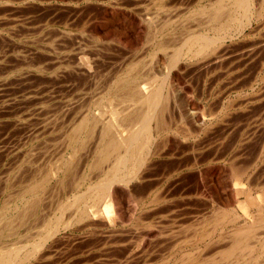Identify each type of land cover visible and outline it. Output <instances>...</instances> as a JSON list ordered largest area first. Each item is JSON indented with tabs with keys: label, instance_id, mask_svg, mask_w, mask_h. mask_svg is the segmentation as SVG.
<instances>
[{
	"label": "rangeland",
	"instance_id": "1",
	"mask_svg": "<svg viewBox=\"0 0 264 264\" xmlns=\"http://www.w3.org/2000/svg\"><path fill=\"white\" fill-rule=\"evenodd\" d=\"M189 1L190 0H182V1L181 0H179V1L178 0H84V1L83 0H47V1L46 0H0V56H1L0 57V91H1L0 92V110H1L0 111V122H1L0 123V175H1L0 176V214L4 211V209H2V208H3V206L6 205V203H7L6 206L9 207L10 210H12L16 205H19V203H21L19 205V207H21L23 204L21 201L22 199H20L19 197L17 198V196H20L19 194H21V192L24 191L23 189H25V187L28 185V183H30V181L33 179V177L35 178L36 176L40 175L41 173L44 174L45 172H48L49 168L51 169L52 166L55 164V161H56V163L58 162L57 159L59 157H60L59 160L62 157L68 158V155L71 153L72 150H71V148H69L68 142L66 143V141H67L66 139H68L67 135H69V132L72 130V127L74 128V126L76 124H78L77 122L80 121L79 120L81 118L80 115L83 116L82 113L87 114L86 112L88 111V108L91 107V105L93 104L94 101H99V100L103 99L104 96H108V95H109L108 99H110L109 97L113 94L114 87H116L117 79L120 78L121 76H123V74H125L129 70L130 65L132 63H136L133 65V66H135L136 69L139 67L138 68L139 70L137 69L138 72L134 71V72H136L137 80H141V81H143L145 79L147 80L149 78H152L155 75L157 76V78L162 79V77L165 76L166 71H167L166 70V64L162 63V61H164L163 57H165L164 54L158 53L157 58L155 60H153L150 57L152 52H153V49H152L153 47H152V44H150V42L148 43V41H150V37H151V34H150L151 28H149V26H151L152 24L154 26L155 25L160 26V25H162L161 23H163V21L165 22L166 19L171 18V20H173L174 23L168 29L170 31L173 29L172 30L173 32L171 33V35L169 34V36H172V40H174L176 42H180L182 40V38L184 39V37H186L189 32H197L199 30L200 31L203 30L204 28H203V26L200 25V23L204 22V19L201 16L196 15V14H197V12L201 11L203 8H209L211 6V4L217 2L218 0H191L190 2ZM256 1L258 3L254 2V8L256 9L257 12H258V10L261 9V16H257L258 17L257 19L255 17V19H253V22L246 29L235 33L233 39L227 41V45L229 46V48L232 49V50L230 49L232 52L230 54L232 56V58H231L232 59L231 64L233 63L232 65L228 64V63L222 64L226 68H223V66L222 67L219 66L221 69L218 68V70L215 71L216 74H215V72H213V74L212 73L211 74L209 73L208 75L205 74L204 75L205 76L204 81H202L203 78L201 79L202 75H201V77L197 76V79H196V77H194L193 80H192V78L185 77L184 79L187 81H184L183 76L178 77V79L180 78L179 87L183 85L182 88H180V89L183 90L181 92L183 93L182 99H184L183 100L184 103L186 102V100H188V98H186L187 96L189 98L192 97L195 99L196 104H198L199 106H202L200 108H203L204 105L205 106L207 105V104H204V102H206V100H204V99H206V96H207V100L209 97L213 98V100L211 102V106H212L213 112L216 113L215 116L206 115V116L201 117V119H203L201 122H202V124L204 123V125L209 124V122H210L209 120H211V118L215 117V120L214 121L212 120L213 122L211 121L213 123V126L211 125L212 128H209V130L208 129L205 130V132L200 134V136H199L202 140L205 138L203 140L205 143L203 141H201V139L199 137H198V139L201 141V143H203L202 147H205L204 153L206 155L203 153V156L204 155L207 156V155H209V153H212L213 150L217 149L216 154L217 155L219 154L218 155L219 156V158H218L219 163L218 164L215 163L217 165L216 168L214 167L215 165H213V166L211 165L212 167H208L207 165H202L201 166L202 168L200 167V169H204V170H201L203 173L201 172L202 174H201V178H200L196 171L192 172V170H190L187 167V163L189 161H191V157H190L191 153L185 147H187V145L190 144L192 141L191 140L188 141L187 144L185 141V143L182 144L181 139L178 136L175 137L172 134V136H171L172 139L170 141L171 143H169V144L173 145V146L168 145V147H170V149L168 148V151L170 150V152H171V150L173 148V151L174 150L176 151V153L174 151V154L177 155V153H178L179 156L174 155L173 161L171 162V160H170L171 163L169 161H166V160L162 161L161 163H158L155 166V167H157V169L154 168L151 171H149L151 173L148 172V175L155 174L154 176L157 178V179H155L154 176H152L150 178L151 181H153L152 183H156L154 185L157 186V184H158L157 187L156 186H154L155 188L152 187V192H153L152 196L155 197L156 194L158 196L160 195L161 197L167 196V202H165L164 204L162 203L163 205L160 204L158 206H153L157 211L154 210V212H152V214H153L152 219L157 223L156 225L159 226L158 228L156 227L157 229H155L153 231V233L155 235L152 232H151V234L146 233L145 235L149 236V237H147L145 239L146 236L142 235V238L139 239L140 240L139 242H144V244L142 243V245H143L144 249L147 248L146 251L151 249L152 251H150V253L154 252V253H152V255L149 254V251H148V253H144V256H143V254L141 255V257H144L145 259L147 258L146 261H145V259L142 260L143 258L139 257L140 255L134 257V259H137L138 261L142 260L141 261L142 264H159V263L160 264H176V262H178L176 259H178V260H179V258L181 259L183 257V255L186 254L185 251L187 252V254H191L194 251L192 254H196L195 255L196 257H199L202 259L205 258L206 264L208 263V261H209L208 264H212L211 261L217 260V258L215 257L216 255L214 256L213 254H217V249L219 251L220 249H222L221 247L223 245H224L223 247L228 245L227 241L226 242L221 241L220 243L222 246L219 245V247L216 248L217 245L212 246V244H211V246H210V243H209L210 240H208V242H207L209 244L208 247L210 246L208 249L206 242L202 243L198 239L194 240L191 238V240H190V238H187V240H185L184 238H182V240L180 239L181 241H178V242H177V240H179V239H173V240L171 239V241L168 240L167 241L168 244L170 241V244L168 246L165 244L163 247H160L162 245H157L158 240L157 241L154 240L156 238L155 236L159 235V233H158L159 228L161 227L162 229H168V230L170 228L173 230L174 228L179 227L181 225V222H182L181 226H183V227L184 226L186 227L188 225L190 226L191 222H188V221H190V219L188 220V218L195 213H198V212L203 213L206 209L205 207L208 206L210 203L216 204L215 206H217V204L219 203V205L217 207L219 209L221 208L222 212L224 210H226L224 213H227V211H229V212H232L231 214L229 212L227 213L230 216L234 215L236 217H239V221L236 223L237 225H241V224L243 225L244 223L247 222L246 220H248V222L250 220L252 221L256 216L259 215V212L264 210V174H263L264 173V107H263L264 106V37H263L264 36V12H263L264 11V4H263L264 0H256ZM184 3L185 4L187 3V4L185 5ZM255 4L257 6L259 4L261 7L258 6V8L259 7L260 8L257 9V6H255ZM174 5H177V6H174ZM180 6L182 8H180ZM183 6H184V8H183ZM199 6H200V9H199ZM175 7H177V8H175ZM174 14H177V15L174 16ZM172 15H173V17H172ZM193 17L198 22H196L194 19H192ZM199 18H201V19H199ZM150 19H151V21H150ZM157 20H158V22H157ZM140 22H142V23H140ZM159 23H160V25H159ZM254 30H255V32H254ZM148 31H149V35H148ZM62 33L65 35L62 36L63 35ZM59 35L61 36L60 37L61 39L59 38ZM69 35H70V37L68 38ZM147 35H148V37L149 36L150 37L148 38ZM173 36H174V38H176V40L173 39ZM63 37H65V38H63ZM146 38H148V39H146ZM180 38H181V40H180ZM45 39L47 42L45 41ZM177 39H178V41H177ZM245 39H247V40H245ZM50 40H52V41H50ZM59 41H61V43ZM146 42L148 43V45L146 44ZM231 42H232V44H231ZM63 44H65V45H63ZM68 44H69V46H68ZM53 46L55 48H57L58 46L59 47L55 50ZM231 46L234 48H232ZM48 47H50V48H48ZM44 48H46V49H44ZM47 48L50 50H47ZM58 49H59V54H57ZM150 49L152 52L150 51ZM52 50H54V51H52ZM248 50L249 51L252 50V52H249ZM66 52L70 55H67ZM72 53H73V55H71ZM64 54H65V56H63ZM149 54H150V56H149ZM49 56L51 59L49 58ZM61 56H63V57L69 56L66 59H67V61L70 59H73L72 64L70 61H68L70 63V65H69V63L65 60V58H63ZM237 56H239V57H237ZM56 57L63 58L65 60V63H64L63 59H61V58L58 59ZM79 58H81L82 63L78 62V61H80ZM231 59H229V60H231ZM56 60H58V62H56ZM60 60H62V61L60 62ZM151 60H152V62H150ZM159 60H161V61H159ZM158 61H159L160 65L157 63ZM24 62H25V64L27 62L28 63L26 65H24L23 64ZM55 62L57 63L56 66H55ZM62 62H63V64H62ZM66 62L68 63V65L66 64ZM74 62H76V63H74ZM52 63H54V64H52ZM21 64H22V66H21ZM150 64H152V65H150ZM15 65H18V66H15ZM142 65H143V67H142ZM48 66H50L51 68ZM80 66H82L83 68L81 67V69H79L78 67H80ZM37 67H42L44 71H46L49 68L52 70H49V71H46L43 73L42 68H39L41 71H38L39 69L37 70ZM60 67H62V68L60 69ZM45 68H46V70H45ZM67 68L71 69V70H68L70 72H68V71L64 72V70H67ZM119 68L122 69L121 70L122 72L120 71ZM21 69H23V70H21ZM77 69H79L81 71H79ZM136 69H134V70H136ZM228 70H229V72H228ZM26 72H28V73L26 74ZM217 72H219L221 74H219ZM43 74L44 75L46 74V75L44 76ZM21 75H22V77H21ZM221 76H223V78ZM142 77L145 79H143ZM199 81L201 82L200 85H199ZM207 81H209V82H207ZM205 83H206V85H205ZM213 84H214V86H213ZM192 86H193V88H192ZM193 89H194V91H193ZM186 90L188 92H186ZM184 91L186 92V95L184 94L185 93ZM199 93H203V94L199 95ZM195 94L199 95L200 97L196 96V98H195ZM81 95H83L85 97H83ZM81 97H82V99L85 98V101L82 102L83 103L82 107L80 106V104L78 106L79 111L82 108L81 109L82 112H80V113L77 112V114L74 116L72 123H70L69 122L70 120H68L67 124L65 123V124L61 125L64 122H62V120L60 119V116H59V114L61 115V113H62V112H60V110L61 111L63 110V107H60V106L65 105L68 102H72V101L78 103V100L81 99ZM113 97H111V98H113ZM197 97H199V98H197ZM228 99L235 101V102L234 101L232 102L230 100L234 104L233 105L234 107L232 109L233 113L230 112V114H229L231 116H228V113L221 110L222 109V103L227 102ZM220 100H221V103H220ZM87 101L89 104L87 103ZM219 104H221V105H219ZM42 105L46 106V109H47L46 111L50 112V116H51V114H54V113L56 114L59 112V114H56L55 116H57V117L59 116L58 117V119H59L58 124L60 123V121H61V123H60L58 128L56 127L57 129H55L53 133L50 132V134L49 133L44 134V132L40 129L41 128L40 127L41 122H42L41 120L43 119L45 114L47 115V112L45 114H43V112L42 113L40 112L39 108ZM56 108H59V109H56ZM48 109H50L51 111ZM55 109H56V111H55ZM259 112H261L262 114ZM231 119L236 124L232 123ZM76 120H79V121H76ZM222 120H223V122H222ZM228 120L232 124H228L229 123ZM18 121H20V122H18ZM74 122H76V123L74 124ZM250 122H252V123H250ZM245 123H246V125H245ZM184 124L185 123H183L182 126ZM218 124H219V126H218ZM224 124L226 126L232 125V128L235 125L233 135L228 137L230 140L227 139L226 140L227 143H226V141H223V139H224L223 137H226V133L224 130L225 129ZM173 125H174L175 129L182 127V126H180L181 125L180 122L177 123V120ZM177 125H178V127H177ZM189 125L190 124H187L188 127L192 126V125L191 126H189ZM61 126H62V128H61ZM38 127L40 129V132H39ZM239 127H241V128H239ZM69 128H71V129H69ZM183 128L184 127H182L179 130H182ZM185 128H186V126H185ZM193 128L195 130V126H192L191 129L193 130ZM246 130H247V132H245ZM35 131H36V133H34ZM222 132H223V134H222ZM38 133H42V134L37 135ZM206 133H208V134H206ZM217 134H219V136ZM236 138H238V139H236ZM242 138L244 141L243 140L241 141ZM247 138L250 140H248ZM234 140H235V142L232 143V141H234ZM64 142L66 143V145ZM89 142L90 141H88V143ZM214 142L216 144L218 142H220L221 145H219L218 148H216L217 146L213 147V146H215ZM222 142H224V144H222ZM229 142H230V144H229ZM88 143H87V145H88ZM176 143H178V144L176 145ZM243 143L246 145H244ZM210 144L211 145L214 144V145L210 146ZM228 144H229V146H231V144H232L233 148H231V147L229 148ZM92 146H93V144L89 143V147L85 146L86 147L85 149H87V150L84 149L85 152L86 151H88V152L85 153L82 150L79 152L80 153L79 156L77 154V156L75 158H77V159L80 158L81 162H80V160L77 161V159H75V158L73 159V164H74L75 160L77 162L73 165L74 166L73 170L68 175V180H67L68 186H66V187L70 186L71 179L76 178V177L78 179V178H80V176L84 175V170L86 169L87 164L89 163L91 156H92V154H90L91 153L90 151H92L94 149V146L93 147ZM224 146L226 148H224ZM90 147L93 149L91 150ZM238 147H240V148H238ZM219 148H220V150H218ZM228 148L232 149L233 153L232 152L231 153L233 155L235 154L234 156L231 155V153H229L230 150L228 151ZM226 149H227V151H226ZM198 151H201V154H202V150H201L200 145H199ZM81 152H84V154ZM88 153L91 156L88 155ZM184 153L188 154V156L187 155L185 156ZM86 154L90 157L88 158ZM203 156H201V157H203ZM230 156H232V158L234 157L233 159H234L235 164H236L235 170L238 171L240 169L239 173L241 172V169L243 171L245 170L244 172L246 174L242 178V184H239L236 181V178L233 177L232 175H230L231 174L230 169L228 166V162L226 161L228 159V157L230 158ZM239 156H240V158H239ZM256 157H257V159H256ZM187 159H189V160H187ZM177 160H181V162L177 161ZM250 160L252 161L251 162L252 164H250ZM84 162L86 163V165ZM168 162L171 165L167 164ZM241 162L242 163L246 162L245 164H246L247 168L244 166L245 164H242ZM247 163H248L249 167H248ZM176 164L180 168L179 167L177 168ZM161 165H162V167H161ZM159 166H160V168H159ZM181 166H182V168H181ZM239 166L241 168H239ZM260 166H261V168H260ZM224 167H226L227 170ZM176 168H177V170H176ZM213 169H215L214 172H212ZM256 169H258V170H256ZM73 171H74V173H73ZM80 171H82L83 173ZM188 172H189V174H187ZM206 172H208L209 174L208 173L205 174ZM71 174H73L74 176L76 174V177H74L73 175L71 177ZM184 174L186 177L184 176ZM207 175H209V176H207ZM195 176L197 179L195 178ZM260 176H261V178H260ZM69 177H71V178H69ZM158 177H159V179H158ZM202 178H203V180L201 181ZM206 178H207V180H206ZM154 179H155V181H154ZM161 180H162V182H161ZM248 180L249 181L252 180V182H254V184L252 186L249 185L250 183L252 184V182L248 183ZM151 181L146 184L147 185L146 187H149L148 185H150ZM54 182H55V180H51V183L46 186L47 188H45V190L43 192L44 200L42 198L41 206H44V207H42V209H41V207H39L37 210V213L33 216V218L30 217L31 219L29 218V220H27L26 224H24L23 227L21 226L22 228L20 226L18 227L19 235H17L16 238L15 237L11 238V240H13V241L16 239L15 240L16 242L15 241L14 242L17 245H22L23 243L21 241H23L24 239L29 238L30 236H33V235H34L33 237H36L35 239H37L36 233H39V232H37L36 229H38L39 231L41 230L40 228L42 227V225H40V223L43 222V218H44V217L42 218V222H41L40 221L41 218H39V217L40 216L42 217V215L43 216L46 215V216H49V218H50L51 216H53L55 214L54 211L56 209H54V208L56 207L55 205L57 204V202L58 201L61 202L62 200L64 201L65 198H69L72 196L73 191L70 190L71 186L69 187V189L67 188V190L70 192L65 194L66 195L65 196L64 192L61 191L62 192V194H61L58 192V190H56L54 188V186H55ZM152 183H151V186H153ZM259 183H261V185ZM166 184H167V186H165ZM169 188H170V190H169ZM54 189H55V191H54ZM141 189L142 190H140V191H145V190H143L144 188H141ZM164 189H167L168 191L164 190ZM174 189H176V190H174ZM181 189H182V191L180 192ZM249 189L251 190V192H249ZM51 190L53 192H51ZM67 190L65 192H67ZM82 190H84V188ZM121 191H123V190H121ZM123 192H122V194H123L124 198H123V196H120V198L118 200L119 202H117V203L121 202L123 205L120 203L117 205L115 204L114 206H115V209H117V210H115V215H116V212H118L117 214L119 216V218H118L119 222L120 223L123 222V223H121V225L119 223L118 228L121 229L123 226L124 227L122 229L128 228L129 231L126 230L127 232L125 231V229L123 230V232H125V235H126V233L130 232V230L132 231V229H133L132 227L135 226V216L138 215V212L135 213V209H134L137 206V204H135L136 202L134 203V205H135L134 206L132 204L134 202L133 199L132 200L128 199V197ZM241 192H243V193L239 194ZM145 193H146V191H145ZM250 193H251V196H250ZM198 196H199V198H197ZM125 197L129 200L130 204L128 203V201ZM216 197H217V199H216ZM16 198H17V201H15ZM190 198H192V199H190ZM8 199H10V200H8ZM181 199H183V200H181ZM197 201L199 202L198 205H197V203H198ZM169 202H171V203H169ZM206 202H207V204H206ZM12 203H15V204L13 205ZM203 204H204V206H203ZM202 206L204 208H202ZM159 208L163 211L166 210V212L162 213ZM39 209H40V211H39ZM171 209H172V211H171ZM222 209H224V210H222ZM196 210L198 212H196ZM11 213H13V215H15L17 212L13 211ZM11 213H9V217H10ZM68 213L65 212V215H64L65 220L68 219L67 217H69L70 211ZM154 214H156V215H154ZM171 214H173V215H171ZM189 214H191V215H189ZM161 216L162 217L164 216V218H162ZM176 216H178V217H176ZM11 217H12V214H11ZM116 217H117V215H116ZM159 218H161V219H159ZM38 219H39L40 223L38 222L37 223L38 225H37L36 222L38 221ZM164 219H167V220H164ZM255 219H257V218H255ZM162 220H163V222H161ZM159 222H161V225ZM123 224H125V225H123ZM175 225H177V226H175ZM129 227H131V228H129ZM229 227H228V229H226L227 231L232 229L234 227V225H230ZM100 228L95 229L96 232H94L95 230L93 229L94 231L93 230L92 231L94 233H92L91 230H88L90 235L85 234L86 230H80V228H79V231L77 229H75V227H71L69 229H66L63 232V234H65V233L67 234L69 232L68 234H70L71 236L72 235H74V236H72V238L69 237V239H66L68 234L64 235L65 237L61 236L62 238H65V239H63V241L59 240L60 242L59 241L57 242V239H56L55 242H57V244L55 242H53V240L47 241L46 245L42 249V252H40V254L46 252L45 253L46 255L42 254L46 258L45 259H44V257H43V259L40 258L42 256L39 254L40 256L38 255V259H42V260H40L41 262L39 260H37V262H36V260H35V262L37 264L39 262L42 264L44 261L47 260L48 263L45 262V264H76V263L77 264H104V263L105 264H108V263L111 264L110 262L113 261L112 264H118V262L120 261L122 263L124 262L123 264H126L132 260V262H131L132 264L133 263L134 264H141L138 261L134 262L133 258H131L128 262L125 261L126 255H123V254H126L125 253L126 249L122 250L121 247H123V246H121V245H123L124 242L127 243L128 241H125V238H124L125 235H123V232H121L122 230L120 231V229L117 228L118 232H116V234L118 235L120 233L121 236L123 235L122 237L124 239L120 236L121 237V240H120V239H118L120 237L117 236V238L115 237V239H118V240L113 241L114 238H111L112 242H111V244H108L111 241L109 237L111 236L112 232L110 233L108 228H103V227H100ZM76 230H77V232H76ZM99 230H102L105 232L109 231L107 233V234H110V236L108 237L109 239H107V234L104 233L105 234V236H104V234H102L103 232H101ZM261 230L262 229H260L258 231L259 234L264 231V230H262V231ZM227 231H225V233ZM99 232H100L101 236L97 234ZM93 234L98 235V236L95 235L96 239H95V237L94 238L92 237ZM215 234H217L218 236L219 235L221 236V235H224V232H222L220 229L217 230L213 234L214 235L213 237H215L213 239V241L216 240L217 238L220 239L219 238L220 236L218 237ZM82 235L83 236L85 235V236L83 237ZM87 235L91 236V238L87 237ZM260 235L262 237H264V234L263 235L260 234ZM102 236L105 238H103ZM19 237H20V239H23V240H20ZM151 237L153 238L152 242H151V239H152ZM101 238H103L104 241ZM105 239L107 241H105ZM218 239L216 241H219ZM64 240H66L67 243L63 244ZM67 240L68 241L71 240V241L68 242ZM108 240H110V241L108 242ZM136 240H134V241L138 242ZM174 240H176V241H174ZM183 240H185L186 243L183 242ZM9 241H10V239H9ZM50 241H52V242H50ZM115 241H117L118 244ZM120 241H122V243ZM173 241L175 242V245L172 243ZM190 241H192V242H190ZM49 242L51 244L55 243L54 246L51 245ZM105 242H107V243H105ZM25 243H26V241H25ZM72 243H74V244L72 245ZM119 243L121 244L120 247H118L120 249L117 248V246H119ZM220 243H217V244H220ZM47 244H48L49 248L47 247ZM49 244L52 246V249H50ZM115 244H117V245H115ZM60 245H62V246H60ZM153 246H155V247H153ZM108 247H110V248H108ZM158 247H160V248H158ZM167 247H170L171 249L167 248ZM173 247H175V248H173ZM212 247L215 248L214 251L212 250L213 249ZM46 248H47V250H46ZM113 248H116V250L117 249L118 250L117 251L115 249L112 250ZM124 248H125V246H124ZM152 248H154V250ZM179 248H180V250H179ZM49 249H50V251H49ZM63 249H65V250H63ZM163 249H166V250H163ZM197 249H199V251L195 252V250H197ZM120 250H122V251H120ZM205 250H207L208 252ZM162 251H163V253H162ZM209 251H210V253H209ZM181 252L184 254L182 255ZM206 252L208 255H206ZM211 252H213V253H211ZM259 252H261V251H259ZM259 252H257L258 255H259ZM47 253H50V254H47ZM119 253H120V256H118ZM202 254L203 255L205 254V255L203 256ZM154 255H156V256H154ZM115 256L120 257L119 260H118V257L116 258L118 261L116 259L113 260L115 258ZM150 256H152L153 258ZM107 257H109V258H107ZM217 257H218V255H217ZM139 258H140V260H139ZM122 259L124 261H122ZM154 259H155V261H154ZM103 260H104V262H102ZM261 260H262V258H260V261ZM106 261H108V263H106ZM115 261H117V263H114ZM35 262H33V264ZM147 262H149V263H147ZM131 263H129V264H131Z\"/></svg>",
	"mask_w": 264,
	"mask_h": 264
},
{
	"label": "bare ground",
	"instance_id": "2",
	"mask_svg": "<svg viewBox=\"0 0 264 264\" xmlns=\"http://www.w3.org/2000/svg\"><path fill=\"white\" fill-rule=\"evenodd\" d=\"M47 1V0H46ZM84 1V0H83ZM179 1V0H178ZM182 1V0H181ZM191 1V0H190ZM189 1V2H190ZM186 2V1H185ZM188 2V1H187ZM200 2V1H199ZM254 2H257L256 0H218L217 2L211 4V6L209 8H203L201 11L197 12L196 15L201 16L204 19V22H201L200 25L203 26V30H199L197 32H189L187 34L186 37H184V39L180 38V42H176L174 40H172V36H169V34L171 35V33L173 32L172 30H168L169 27L174 23L173 20H171V18L166 19V21L163 23H161L162 25L160 26H154L153 24L151 26H149V28H151V37H150V41H148V43L150 42V44H152V49L153 52L150 56H149L155 60L157 58V54L158 53H163L165 57H163L164 61H162V63L166 64V74L164 77H162V79L157 78V76H153L152 78L149 79H145L143 81L141 80H137L136 78V72L137 69L139 68H135V66H133L136 63H132L130 65L129 70L123 74V76H121L120 78L117 79L116 81V87H114V92L113 94L109 97L110 99H108V96H104L103 99L99 100V101H94L93 104L91 105V107L88 108V111L86 112L87 114H83L80 115L81 118L79 121L77 122L78 124H76L74 126V128L72 127V130L69 132L68 139H66V143L68 142V146L69 148H71V153L68 155V158H64L62 157L60 160L59 158L57 159L58 162L52 166V168H49L48 172H45L44 174L41 173L40 175L36 176L35 178L33 177V179L30 181V183H28V185L25 187V189H23L24 191L21 192V194H19L20 196H17V198L19 197L20 199H22V206L19 207V205L21 203H19V205H16L12 210H10L9 207H7V203L5 206H3L2 209H4V211L0 214V264H33V262H37V260H42L43 259V255L46 253H42L40 254V252H42V249L44 248V246L46 245V242L49 240H53V242L56 241L57 242L59 240L65 239L62 238L64 235H67L66 233L63 234V232L66 229H69L71 227H75V229H77L79 231L80 230H86L85 234H89L88 230H91L92 233L96 232L95 229L103 227V228H108L110 233L112 232L111 236L110 234H107L108 232L99 230L101 232H103L102 234H107V239L110 238V240H108V244H111L112 239L114 238V240H121V237L123 235H125V232H123V230L125 229H120L118 228L119 226V216H118V212H116L115 215V204H120L117 203L119 202V198L120 196H123L122 192L128 197V199H133V205L134 203L137 204L135 209V213L138 212V215L135 216V226L132 227V231L130 230V232L126 233V237L125 241H128L127 243L121 245L119 243V246H123L121 247V249H126L124 252L126 254L125 256V261L128 262L131 258L134 259L135 256L140 255L139 257H141V255L144 253H148L152 255V253H150V251H152L151 249H149L148 251H146V249H144L142 243L144 244V242H139L142 238V235L144 236L146 233H153V231L155 229H157L159 226H157L156 222L152 219V212L157 211L153 206H158L160 204H164L165 202H167V196L166 197H161L160 195L158 196L156 193V196H152V187L156 186L154 184L156 183H152L153 181H151V177L154 176L153 175H148V172L151 171L152 169L156 168L155 167L158 163H161L162 161H169L171 160V162L173 161V156L176 155L174 154L173 148L170 152V150L168 151V148L170 149V147H168V145H170L169 143H171V139H172V134L175 137H179L181 139V143L184 144L186 141V144L188 143V141H192L190 144L187 145V150L190 151V157H191V161H189L187 163V167L193 171H196L199 175V177L201 178V174L203 173L201 170L204 169H200V167L202 165H207L208 167H212L213 165H215L214 167L216 168V164L219 163V154H216V148H218L219 145H221L220 142H218L217 144L215 143L216 150H213L212 153H209V155L205 156L206 154L204 153V149L205 147H202L203 143H201V141H203L199 136L200 134L204 133L205 130H209V128H212L211 125L213 126V121L215 120V117L211 118V120H209V124L204 125V123L202 124V120L201 117L202 116H206V115H210V116H215V112H213L212 106H211V102L213 100L212 97H209L207 100V96H206V102H204V104H207L206 106L204 105L203 108H200L202 106H199L198 104H196V101L194 98L192 97H186L188 98V100H186V102L184 103L182 99V92L183 90H181L180 88H182V86L179 87V80L178 79L179 76H183V79L185 77L187 78H193L197 76L202 75L201 79L202 81H204L205 78V74L208 75L209 73L213 74V72H215L216 70H218V68H220L219 66H223L222 64H231L232 61V56L230 55L231 52V48H229V46L227 45V41L228 40H232L234 37V34L237 32H240L244 29H246L252 22L253 19L258 18L257 16H261V9L258 10V12L256 11V9L254 8ZM260 2V1H259ZM27 3V2H26ZM194 3V2H193ZM258 3V2H257ZM256 3V4H257ZM176 4V3H175ZM183 4V3H182ZM185 4V3H184ZM187 4V3H186ZM185 4V5H186ZM255 4V6H257ZM264 4V3H263ZM120 5V4H119ZM184 5V6H185ZM189 5V4H188ZM13 6V5H12ZM177 6V5H174ZM183 6V8H184ZM203 6V5H202ZM258 6H260L258 4ZM257 6V9H259ZM187 7V6H186ZM147 8V7H146ZM177 8V7H175ZM180 8H182L180 6ZM144 9V8H143ZM142 9V10H143ZM200 9V6H199ZM75 10V9H74ZM145 10V9H144ZM186 10V9H185ZM180 11V10H179ZM145 12V11H144ZM172 12V11H171ZM194 12V11H193ZM264 12V11H263ZM182 13V12H181ZM70 14V13H69ZM76 14V13H75ZM169 14V13H168ZM180 14V13H179ZM194 14V13H193ZM177 14H174V16ZM195 15V14H194ZM69 16V15H68ZM144 16V15H143ZM147 16V15H146ZM148 17V16H147ZM163 17V16H162ZM161 17V18H162ZM173 17V15H172ZM191 17V16H190ZM186 18V17H185ZM184 18V19H185ZM175 19V18H174ZM194 19L196 22H198L194 17L192 18ZM201 19V18H199ZM198 19V20H199ZM8 20V19H7ZM62 20V19H61ZM71 20V19H70ZM165 20V19H164ZM149 21V20H148ZM151 21V19H150ZM24 22V21H23ZM44 22V21H43ZM61 22V21H60ZM145 22V21H144ZM143 22V23H144ZM147 22V21H146ZM158 22V20H157ZM184 22V21H183ZM142 23V22H140ZM139 23V24H140ZM150 23V22H149ZM34 24V23H33ZM148 24V23H147ZM196 24V23H195ZM2 25V24H1ZM85 25V24H84ZM47 26V25H46ZM72 26V25H71ZM143 26V25H142ZM141 26V27H142ZM262 26V25H261ZM74 27V26H73ZM251 27V26H250ZM172 28V27H171ZM202 28V27H201ZM12 30V29H11ZM51 30V29H50ZM89 30V29H88ZM149 30V29H148ZM175 30V29H174ZM22 32V31H21ZM52 32V31H51ZM64 32V31H63ZM255 32V30H254ZM59 33V32H58ZM50 34V33H49ZM63 34V33H62ZM67 34V33H66ZM69 34V33H68ZM65 34H63L62 36H64ZM74 35V34H73ZM148 35H149V31H148ZM147 35V37H148ZM237 35V34H236ZM31 36V35H30ZM58 36V35H57ZM61 36L59 35V38ZM70 37V35L68 36V38ZM76 37V36H75ZM74 37V38H75ZM81 37V36H80ZM148 37V38H149ZM171 37V38H170ZM176 37V36H175ZM264 37V36H263ZM52 38V37H51ZM50 38V39H51ZM65 38V37H63ZM73 38V37H72ZM146 38V39H148ZM47 39V38H46ZM45 39V41H46ZM61 39V38H60ZM79 39V38H78ZM81 39V38H80ZM97 39V38H96ZM173 39L176 40V38ZM38 40V39H37ZM58 40V39H57ZM65 40V39H64ZM95 40V39H94ZM123 40V39H122ZM247 40V39H245ZM8 41V40H7ZM42 41V40H41ZM52 41V40H50ZM85 41V40H84ZM178 41V39H177ZM33 42V41H32ZM47 42V41H46ZM55 42V41H54ZM58 42V41H57ZM61 43V41H59ZM64 42V41H63ZM136 42V41H135ZM242 42V41H241ZM240 42V43H241ZM56 43V42H55ZM120 43V42H119ZM148 43L146 42V44L148 45ZM58 44V43H57ZM136 44V43H135ZM232 44V42H231ZM242 44V43H241ZM65 45V44H63ZM247 45V44H246ZM55 46V45H54ZM53 46V47H54ZM69 46V44H68ZM150 46V45H149ZM242 46V45H241ZM59 47V46H58ZM57 47V48H58ZM64 47V46H63ZM125 47V46H124ZM232 47V46H231ZM237 47V46H236ZM50 48V47H48ZM47 50H50L48 49ZM57 48L54 47V49L56 50ZM66 48V47H65ZM70 48V47H69ZM104 48V47H103ZM234 48V47H232ZM17 49V48H16ZM43 49V48H42ZM46 49V48H44ZM52 49V48H51ZM60 49V48H59ZM59 49H58V53L59 54ZM67 49V48H66ZM115 49V48H114ZM231 49V50H230ZM253 49V48H252ZM62 50V49H61ZM65 50V49H64ZM73 50V49H72ZM71 50V51H72ZM46 51V50H45ZM54 51V50H52ZM51 51V52H52ZM63 51V50H62ZM143 51V50H142ZM249 51V50H248ZM40 52V51H39ZM50 52V51H49ZM93 52V51H92ZM111 52V51H110ZM150 52V53H151ZM249 52H252L249 51ZM248 52V53H249ZM27 53V52H26ZM67 53V52H66ZM65 53V54H66ZM71 53V52H70ZM234 53V52H233ZM65 54L63 56H65ZM76 54V53H75ZM78 54V53H77ZM242 54V53H241ZM67 55H70L67 53ZM66 55V56H67ZM73 55V53L71 54ZM133 55V54H132ZM235 55V54H234ZM61 56V57H63ZM98 56V55H97ZM101 56V55H100ZM143 56V55H142ZM159 56V55H158ZM241 56V55H240ZM256 56V55H255ZM1 57V56H0ZM60 57V58H61ZM69 57V56H68ZM68 57H63L65 58V60L67 61L66 58ZM141 57V56H140ZM239 57V56H237ZM50 58V56H49ZM58 58V57H56ZM58 58V59H60ZM61 58V59H63ZM72 58V57H71ZM48 59V58H47ZM51 59V58H50ZM70 59V58H69ZM78 59V58H77ZM81 62V58H79ZM140 59V58H139ZM159 59V58H158ZM231 59V60H229ZM25 60V59H24ZM54 60V59H53ZM65 60L63 59L64 63ZM72 60L70 59L68 61L71 62L72 64ZM137 60V59H136ZM8 61V60H7ZM36 61V60H35ZM51 61V60H50ZM55 61V60H54ZM62 60H60L61 62ZM67 61V62H68ZM127 61V60H126ZM148 61V60H147ZM161 61V60H159ZM159 61L157 62L159 64ZM4 62V61H3ZM30 62V61H29ZM56 62H58V60H56ZM55 62V66L57 65V63ZM59 62V63H60ZM66 62V64L68 65V63ZM152 62V60L150 61ZM154 62V61H153ZM28 63V62H27ZM26 63V64H27ZM58 63V64H59ZM76 63V62H74ZM82 63V62H81ZM138 63V62H137ZM161 63V62H160ZM24 65L25 62L23 63ZM54 64V63H52ZM61 64V63H60ZM63 64V62H62ZM79 64V63H78ZM233 64V63H232ZM231 64V65H232ZM23 65V66H24ZM29 65V64H28ZM70 65V63H69ZM117 65V64H116ZM152 65V64H150ZM160 65V64H159ZM252 65V64H251ZM18 66V65H15ZM22 66V64H21ZM53 66V65H52ZM54 66V67H55ZM62 66V65H61ZM83 66V65H82ZM78 67L79 69H81V67ZM120 66V65H119ZM226 66V65H225ZM228 66V65H227ZM50 67V66H48ZM71 67V66H70ZM143 67V65H142ZM150 67V66H149ZM231 67V66H230ZM39 68L42 67H37V70ZM51 68V67H50ZM47 69L45 68L46 71L52 70V69ZM62 67H60L61 69ZM66 68V67H65ZM75 68V67H74ZM83 68V67H82ZM86 68V67H85ZM84 68V69H85ZM122 68V67H121ZM126 68V67H125ZM223 68H226L223 66ZM29 69V68H28ZM55 69V68H54ZM77 69V70H79ZM120 69V68H119ZM123 69V68H122ZM120 69V71L122 70ZM136 69V70H134ZM221 69V68H220ZM219 69V70H220ZM9 70V69H8ZM23 70V69H21ZM43 70V68H42ZM71 70L70 68L67 70H64V72ZM125 70V69H124ZM139 70V69H138ZM38 71H41L40 69ZM46 71H42L43 73ZM55 71V70H54ZM59 71V70H58ZM57 71V72H58ZM81 71V70H79ZM136 71V72H134ZM146 71V70H145ZM250 71V70H249ZM56 72V71H55ZM70 72V71H68ZM77 72V71H76ZM85 72V71H84ZM119 72V71H118ZM117 72V73H118ZM122 72V71H121ZM158 72V71H157ZM229 72V70H228ZM28 72H26L27 74ZM156 73V72H155ZM219 73V72H217ZM30 74V73H29ZM57 74V73H56ZM60 74V73H59ZM85 74V73H84ZM109 74V73H108ZM107 74V75H108ZM119 74V73H118ZM160 74V73H159ZM216 74V72H215ZM221 74V73H219ZM225 74V73H224ZM227 74V73H226ZM25 75V74H24ZM44 75V74H43ZM46 75V74H45ZM44 75V76H45ZM55 75V74H54ZM120 75V74H119ZM141 75V74H140ZM237 75V74H236ZM212 76V75H211ZM22 77V75H21ZM59 77V76H58ZM108 77V76H107ZM223 78V76H221ZM229 77V76H228ZM52 78V77H51ZM57 78V77H56ZM60 78V77H59ZM101 78V77H100ZM147 78V77H146ZM211 78V77H210ZM213 78V77H212ZM195 79V80H196ZM209 79V78H208ZM207 79V80H208ZM217 79V78H216ZM231 79V78H230ZM234 79V78H233ZM42 80V79H41ZM101 80V79H100ZM189 80V79H188ZM218 80V79H217ZM236 80V79H235ZM46 81V80H45ZM70 81V80H69ZM184 81H187L184 79ZM248 81V80H247ZM44 82V81H43ZM115 82V81H114ZM192 82V81H191ZM209 82V81H207ZM206 82V83H207ZM234 82V81H233ZM54 83V82H53ZM90 83V82H89ZM200 81H199V85H200ZM205 83V85H206ZM228 83V82H227ZM236 83V82H235ZM193 84V83H192ZM191 84V85H192ZM96 85V84H95ZM186 85V84H185ZM198 85V86H199ZM57 86V85H56ZM104 86V85H103ZM115 86V85H114ZM214 86V84H213ZM42 87V86H41ZM99 87V86H98ZM200 87V86H199ZM203 87V86H202ZM201 87V88H202ZM205 87V86H204ZM211 87V86H210ZM97 88V87H96ZM193 88V86H192ZM206 88V87H205ZM221 88V87H220ZM230 88V87H229ZM228 88V89H229ZM48 89V88H47ZM46 89V90H47ZM107 89V88H106ZM55 90V89H54ZM74 90V89H73ZM196 90V89H195ZM210 90V89H209ZM231 90V89H230ZM13 91V90H12ZM103 91V90H102ZM194 91V89H193ZM197 91V90H196ZM199 91V90H198ZM1 92V91H0ZM22 92V91H21ZM99 92V91H98ZM185 92V91H184ZM186 92H188L186 90ZM186 92L184 93L186 95ZM218 92V91H217ZM230 92V91H229ZM55 93V92H54ZM72 93V92H71ZM99 94V93H98ZM203 94V93H199ZM84 95V94H83ZM81 95V96H83ZM195 94V98L196 96H199ZM213 95V94H212ZM211 95V96H212ZM100 96V95H99ZM114 96V97H113ZM85 97V96H83ZM98 97V96H97ZM96 97V98H97ZM113 97V98H111ZM200 97V96H199ZM197 97V98H199ZM41 98V97H40ZM80 98V97H79ZM184 98V97H183ZM82 99V97H81ZM79 99L78 103L77 102H68L65 105H62L60 107H63V110L60 112L61 115L60 119L62 120L61 125L63 124H67L68 120H70L69 122L72 123L74 116L77 114V112H82L81 111V107L83 105L82 102L85 101L84 99ZM73 100V99H72ZM201 100V99H200ZM231 99H228L227 102L222 103V111L228 113V116L230 112H232L233 109V101H230ZM248 101V100H247ZM218 102V101H217ZM235 102V101H234ZM88 103V101H87ZM221 103V100H220ZM79 104H80V111H79ZM89 104V103H88ZM87 105V104H86ZM221 105V104H219ZM248 106V105H247ZM59 107V106H58ZM85 107V106H84ZM216 107V106H215ZM264 107V106H263ZM221 108V107H220ZM59 109V108H56ZM55 109V111H56ZM215 109V108H214ZM40 112L43 114H45L47 112V115L45 114V116L43 117V119L41 120V130L44 132V134H50V132H54L55 129H57L61 123L58 124L59 119L57 116H55L56 114H51L50 116V112L46 111V106H40L39 108ZM50 110V109H48ZM1 111V110H0ZM51 111V110H50ZM220 111V110H219ZM243 111V110H242ZM241 111V112H242ZM262 111V110H261ZM19 112V111H18ZM35 112V111H34ZM233 113V112H232ZM254 113V112H253ZM261 113V112H259ZM221 114V113H220ZM262 114V113H261ZM12 115V114H11ZM32 115V114H31ZM222 115V114H221ZM226 115V114H225ZM245 115V114H244ZM29 116V115H28ZM53 116V117H52ZM224 116V115H223ZM250 116V115H249ZM27 117V116H26ZM41 117V116H40ZM62 117V118H61ZM218 117V116H217ZM227 117V116H226ZM235 117V116H234ZM263 117V116H262ZM23 118V117H22ZM77 118V117H76ZM250 118V117H249ZM253 118V117H252ZM251 118V119H252ZM259 118V117H258ZM25 119V118H24ZM207 119V118H206ZM225 119V118H224ZM246 119V118H245ZM260 119V118H259ZM38 120V119H37ZM180 122V126H182L183 123H185L182 127L186 128L181 129L182 127H179L178 129L174 128V123ZM213 120V121H212ZM254 120V119H253ZM29 121V120H28ZM212 121V122H211ZM232 121V119H231ZM236 121V120H235ZM249 121V120H248ZM15 122V121H14ZM20 122V121H18ZM33 122V121H32ZM223 122V120H222ZM228 124H232L235 123L232 121V123H230V121L228 120ZM244 122V121H243ZM261 122V121H260ZM263 122V121H262ZM1 123V122H0ZM76 122H74L75 124ZM239 123V122H238ZM248 123V122H247ZM252 123V122H250ZM58 124V125H57ZM187 124H190L189 126H195V130L193 128V130L191 129V127H188ZM220 124V123H219ZM218 124V126H219ZM236 124V123H235ZM71 125V124H70ZM208 125V126H207ZM225 125V124H224ZM223 125V126H224ZM246 125V123H245ZM260 125V124H259ZM4 126V125H3ZM38 126V125H37ZM73 126V125H72ZM206 126V127H205ZM235 126V125H234ZM234 126L232 128V125H225V133H226V137H223V141H226L227 139H229L228 137H230L231 135H233L234 132ZM57 127V128H56ZM178 127V125H177ZM176 127V128H177ZM215 127V126H214ZM221 127V126H220ZM238 127V126H237ZM246 127V126H245ZM62 128V126H61ZM222 128V127H221ZM241 128V127H239ZM260 128V127H259ZM39 129V127H38ZM39 129V132H40ZM71 129V128H69ZM222 129V130H223ZM243 129V128H242ZM261 129V128H260ZM248 130V129H247ZM247 130L245 132H247ZM41 131V132H42ZM57 131V130H56ZM250 131V130H249ZM254 131V130H253ZM11 132V131H10ZM38 132V131H37ZM68 132V131H67ZM209 132V131H208ZM224 132V131H223ZM222 132V134H223ZM240 132V131H239ZM23 133V132H22ZM33 133V132H32ZM36 133V131L34 132ZM211 133V132H210ZM238 133V132H237ZM236 133V134H237ZM16 134V133H15ZM42 134V133H38L37 135ZM208 134V133H206ZM214 134V133H213ZM247 134V133H246ZM255 134V133H254ZM36 135V136H37ZM216 135V134H215ZM219 136V134H217ZM225 135V134H224ZM250 135V134H249ZM35 136V137H36ZM41 136V135H40ZM43 136V135H42ZM173 136V137H174ZM247 136V135H246ZM2 137V136H1ZM30 137V136H29ZM28 137V138H29ZM66 137V136H65ZM198 137L201 139V141L198 139ZM208 137V136H207ZM216 137V136H215ZM239 137V136H238ZM243 137V136H242ZM249 137V136H248ZM38 138V137H37ZM40 138V137H39ZM213 138V137H212ZM207 139V138H206ZM210 139V138H209ZM215 139V138H214ZM238 139V138H236ZM245 139V138H244ZM248 139V138H247ZM63 140V139H62ZM174 140V139H173ZM230 140V139H229ZM232 140V139H231ZM243 140V138L241 139V141ZM250 140V139H248ZM259 140V139H258ZM24 141V140H23ZM56 141V140H55ZM88 141H90L89 143H92L94 146V149L91 148L92 151H90L89 153L92 154V156L88 153V155L91 156V159L89 161V163L87 164L86 169L84 170V175L80 176V178L77 179L76 174L75 176L73 174H71L76 178L71 179V184H70V190L73 191L72 196L69 198H65V200L61 201V202H57V204L55 205L56 207L54 209H56L54 212L55 214L53 216H51L49 218V216L46 215H42V217L38 216L39 218H41V222H42V218H43V222L40 223L39 219L36 222V224L39 222L40 225H42V227L40 228L41 230L39 231L38 229L36 233L37 234V239H35L36 237L33 236H28L29 238L26 239H19L23 240L21 241L23 244L22 245H17L13 240H11V238L15 237L17 235H19V229L18 227L20 226H24V224H26L27 220H29V218H33V216L37 213V210L39 207H44L41 206V202H42V198H43V192L45 190V188H47L46 186L48 184L51 183V180H55L54 182V188L56 190H58L59 193L62 194V192H64V195L69 193L70 191L67 190V188L69 189V187L67 184V180H68V175L70 174V172L73 170V165L80 160L75 158L78 154L79 156V152L80 151H84V149L86 148L85 146L89 147V143ZM220 141V140H219ZM244 141V140H243ZM260 141V140H259ZM204 142V141H203ZM234 141H232V143H234ZM257 142V141H256ZM65 143V142H64ZM65 143V145H66ZM88 143V145H87ZM180 143V144H181ZM205 143V142H204ZM220 143V144H219ZM227 143V141H226ZM246 143V142H245ZM43 144V143H42ZM178 143H176L177 145ZM181 144V145H182ZM222 144H224V142H222ZM230 144V142H229ZM228 147L233 148L232 144L231 146ZM244 144V143H243ZM61 145V144H60ZM91 145V144H90ZM180 145V146H181ZM199 145L201 146V150H202V154L201 151L199 150ZM214 145V144H212ZM210 144V146H212ZM227 145V144H226ZM246 145V144H244ZM92 146V147H93ZM173 146V145H170ZM184 146V145H183ZM52 147V146H51ZM175 147V146H174ZM248 147V146H247ZM246 147V148H247ZM250 147V146H249ZM12 148V147H11ZM211 148V147H210ZM221 148V147H220ZM220 148L218 150H220ZM224 148H226L224 146ZM230 150L229 153L232 152V149ZM240 148V147H238ZM261 148V147H260ZM176 149V148H175ZM184 149V148H183ZM209 149V148H208ZM212 149V148H211ZM249 149V148H248ZM258 149V148H257ZM46 150V149H45ZM87 150V149H85ZM90 150V149H89ZM241 150V149H240ZM48 151V150H47ZM179 151V150H178ZM198 151V152H197ZM223 151V150H222ZM227 151V149H226ZM26 152V151H25ZM85 152V151H84ZM84 152H81L84 154ZM88 152V151H86ZM85 152V153H86ZM219 152V151H218ZM217 152V153H218ZM61 153V152H60ZM176 153V151H175ZM203 153L205 154L203 156ZM233 153V152H232ZM231 153V155H233ZM62 154V153H61ZM180 154V153H179ZM185 156L188 154L184 153ZM208 154V153H207ZM247 154V153H246ZM87 155V154H86ZM85 155V156H86ZM87 157L89 158L90 156ZM178 155V153H177ZM176 155V156H177ZM229 155V154H228ZM235 155V154H234ZM233 155V156H234ZM59 156V155H58ZM175 156V157H176ZM179 156V155H178ZM203 156V157H201ZM237 156V155H236ZM245 156V155H244ZM184 157V156H183ZM221 157V156H220ZM77 159V161L75 160L74 164H73V159ZM87 158V159H88ZM234 158V157H233ZM232 158V156H230V158L228 157V159L226 160L228 162V166L230 169V175H232L233 177L236 178V181L239 184H242V178L243 176L246 174L242 169L241 172L239 173L240 169L237 171L235 170V161ZM240 158V156H239ZM249 158V157H248ZM86 159V158H85ZM84 159V160H85ZM257 159V157H256ZM255 159V160H256ZM16 160V159H15ZM28 160V159H27ZM26 160V161H27ZM54 160V159H53ZM83 160V159H82ZM89 160V159H88ZM87 160V161H88ZM186 160V159H185ZM189 160V159H187ZM180 161L181 160H177ZM3 162V161H2ZM25 162V161H24ZM35 162V161H34ZM81 162V160H80ZM167 164H170V163ZM183 162V161H182ZM252 161L250 160V164ZM254 162V161H253ZM17 163V162H16ZM48 163V162H47ZM85 163V162H84ZM216 163V164H215ZM242 163V162H241ZM246 163V162H245ZM242 163V164H245ZM83 164V163H82ZM185 164V163H184ZM77 165V164H76ZM86 165V163H85ZM171 165V164H170ZM212 165V166H211ZM241 165V164H240ZM248 165V163H247ZM8 166V165H7ZM11 166V165H10ZM164 166V165H163ZM177 166V164H176ZM183 166V165H182ZM181 166V168H182ZM227 166V167H228ZM246 168V164L244 165ZM258 166V165H257ZM80 167V166H79ZM162 167V165H161ZM174 167V166H173ZM179 166H177L178 168ZM249 167V165H248ZM24 168V167H23ZM84 168V167H83ZM160 168V166H159ZM172 168V167H171ZM176 168V170H177ZM180 168V167H179ZM202 168V167H201ZM226 168V167H224ZM239 168H241L239 166ZM245 168V169H246ZM261 168V166H260ZM166 169V168H165ZM168 169V168H167ZM244 169V168H243ZM162 170V169H161ZM175 170V171H176ZM179 170V169H178ZM211 170V169H210ZM215 169H213L212 172H214ZM227 170V168H226ZM258 170V169H256ZM10 171V170H9ZM19 171V170H18ZM47 171V170H46ZM154 171V170H153ZM174 171V170H173ZM224 171V170H223ZM244 173H243V172ZM6 172V171H5ZM32 172V171H31ZM82 172V171H80ZM168 172V171H167ZM202 172V173H201ZM262 172V171H261ZM74 173V171H73ZM83 173V172H82ZM151 173V172H149ZM208 172H206L205 174H207ZM211 173V172H210ZM258 173V172H257ZM263 173V172H262ZM3 174V173H2ZM160 174V173H159ZM170 174V173H169ZM168 174V175H169ZM189 174V172L187 173ZM186 174V175H187ZM209 174V173H208ZM213 174V173H212ZM259 174V173H258ZM261 174V173H260ZM264 174V173H263ZM28 175V174H27ZM204 175V174H203ZM255 175V174H254ZM1 176V175H0ZM7 176V175H6ZM22 176V175H21ZM159 176V175H158ZM180 176V175H179ZM185 176V174H184ZM209 176V175H207ZM69 177V178H71ZM155 177V176H154ZM153 177V178H154ZM167 177V176H166ZM165 177V178H166ZM186 177V176H185ZM228 177V176H227ZM254 177V176H253ZM259 177V176H258ZM164 178V177H163ZM196 178V176H195ZM204 178V177H203ZM203 178L201 179V181L203 180ZM213 178V177H212ZM250 178V177H249ZM255 178V177H254ZM261 178V176H260ZM259 178V179H260ZM155 179H157L155 177ZM154 179V181H155ZM159 179V177H158ZM197 179V178H196ZM2 180V179H1ZM30 180V179H29ZM207 180V178H206ZM253 180V179H252ZM248 180V183L252 182ZM263 180V179H262ZM151 181V183L153 184V186L148 185L149 187H146L147 183H149ZM172 181V180H171ZM181 181V180H180ZM254 181V180H253ZM257 181V180H256ZM5 182V181H4ZM157 182V181H156ZM162 182V180H161ZM170 183V182H169ZM207 183V182H206ZM258 183V182H257ZM204 184V183H203ZM254 182H252V184L250 183L249 185H253ZM261 185V183H259ZM173 185V184H172ZM206 185V184H205ZM151 186V187H150ZM158 186V184H157ZM156 186V187H157ZM167 186V184L165 185ZM175 186V185H174ZM219 186V185H218ZM22 187V186H21ZM196 187V186H195ZM52 188V187H51ZM84 188V190H82ZM141 188H144L143 190L146 191H140L142 190ZM155 188V187H154ZM171 188V187H170ZM169 188V190H170ZM203 188V187H202ZM255 188V187H254ZM54 189V191H55ZM163 189V188H162ZM53 190V189H52ZM51 190V192H53ZM67 190V192H65ZM123 190V191H121ZM167 190V189H164ZM176 190V189H174ZM48 191V190H47ZM62 191V192H61ZM161 191V190H160ZM163 191V190H162ZM168 191V190H167ZM179 191V190H178ZM182 191V189L180 190V192ZM211 191V190H210ZM16 192V191H15ZM19 192V191H18ZM46 192V191H45ZM165 192V191H164ZM172 192V191H171ZM174 192V191H173ZM185 192V191H184ZM202 192V191H201ZM249 192H251V190L249 189ZM14 193V192H13ZM160 193V192H159ZM179 193V192H178ZM199 193V192H198ZM209 193V192H208ZM243 192L239 193L242 194ZM200 194V193H199ZM198 194V195H199ZM52 195V194H51ZM164 195V194H163ZM170 195V194H169ZM183 195V194H182ZM214 195V194H213ZM66 196V195H65ZM153 198H152V197ZM197 196V195H196ZM211 196V195H210ZM251 196V193H250ZM214 197V196H213ZM247 197V196H246ZM5 198V197H4ZM17 198L15 199V201H17ZM122 198V197H121ZM124 198V196H123ZM126 198V197H125ZM199 198V196L197 197ZM196 198V199H197ZM48 199V198H47ZM127 199V198H126ZM127 199L128 203L130 204L129 200ZM192 199V198H190ZM214 199V198H213ZM217 199V197H216ZM10 200V199H8ZM44 200V198H43ZM121 200V199H120ZM130 200V201H131ZM183 200V199H181ZM194 200V199H193ZM14 201V202H15ZM19 201V200H18ZM52 201V200H51ZM123 201V200H122ZM11 202V201H10ZM20 202V201H19ZM49 202V201H48ZM132 202V201H131ZM175 202V201H174ZM194 202V201H193ZM198 202V201H197ZM211 202V201H210ZM171 203V202H169ZM214 203V202H213ZM216 203V202H215ZM13 205L15 203H12ZM122 204V203H121ZM162 204V205H163ZM196 204V203H195ZM199 204V202L197 203V205ZM202 204V203H201ZM207 204V202H206ZM4 205V204H3ZM123 205V204H122ZM172 205V204H171ZM184 205V204H183ZM216 204H212L210 203L208 206H206L205 211L202 213H199L197 210L193 215H191L188 220L190 219L191 225L189 226H181V225L177 228H174L173 230L169 228L168 229H161L159 228V235L155 236L156 238L154 239L155 241L158 242L157 245H162L160 247H163L165 244L168 246L170 244L171 239H179L178 241H181L182 238H184L185 240H187V238H191L192 239H198L200 242H208V240H210V246L212 244V246L217 245L216 248L221 245V241L222 242H228V245H226L225 247H221L222 249H220L218 251L217 249V254H213L217 260L211 261L212 264H264V237H262L260 234H264L263 232L259 234V230L262 229L264 230V210H262L261 212H259V215L256 216L255 218L257 219H253L252 221L250 220L248 222V220H246L247 222L244 223L243 225H237L236 223L239 221V217H236L234 215L230 216L229 214H227L229 211H227V213H224L226 210H224L223 212L221 211V208L219 209L217 206L219 205V203L217 204V206H215ZM135 206V205H134ZM165 206V205H164ZM176 206V205H175ZM174 206V207H175ZM193 206V205H192ZM204 206V204H203ZM202 206V208H204ZM6 209H5V208ZM13 207V206H12ZM117 207V206H116ZM132 207V206H131ZM47 208V207H46ZM53 208V207H52ZM120 208V207H119ZM118 208V209H119ZM129 208V207H128ZM162 208V207H161ZM178 208V207H177ZM200 208V207H199ZM50 209V208H49ZM133 209V210H134ZM160 209V208H159ZM158 209V210H159ZM176 209V208H175ZM187 209V208H186ZM193 209V208H192ZM161 210V209H160ZM168 210V209H167ZM17 212L15 215H13V213L11 212ZM40 211V209H39ZM45 211V210H44ZM49 211V210H48ZM70 211V215L69 217H67L68 219L65 220L64 215L65 212L68 213ZM132 211V210H131ZM172 211V209H171ZM181 211V210H180ZM161 212H166L161 210ZM9 213L10 217H9ZM41 213V212H40ZM43 213V212H42ZM51 213V212H50ZM158 213V212H157ZM156 213V214H157ZM176 213V212H175ZM230 214L232 212H229ZM44 214V213H43ZM69 214V213H68ZM154 214V215H156ZM180 214V213H179ZM234 214V213H233ZM160 215V214H159ZM163 215V214H162ZM170 215V214H169ZM173 215V214H171ZM239 215V214H238ZM123 216V215H122ZM168 216V215H167ZM179 216V215H178ZM176 216V217H178ZM186 216V215H185ZM126 217V216H125ZM130 217V216H129ZM162 217V216H161ZM166 217V216H165ZM172 217V216H171ZM181 217V216H180ZM188 217V216H187ZM30 218V219H31ZM164 218V216L162 217ZM158 219V218H157ZM161 219V218H159ZM121 220V219H120ZM167 220V219H164ZM169 220V219H168ZM35 222V221H34ZM163 222V220L161 221ZM161 222L160 225H161ZM174 222V221H173ZM172 222V223H173ZM184 222V221H183ZM123 223V222H121ZM120 223V225H121ZM178 223V222H177ZM167 224V223H166ZM38 225V224H37ZM125 225V224H123ZM133 225V224H132ZM131 225V226H132ZM171 225V224H170ZM173 225V224H172ZM187 225V224H186ZM230 225H234V227L230 230H226L228 229V227ZM177 226V225H175ZM21 227V228H22ZM77 227V228H76ZM121 227V226H120ZM157 227V228H156ZM168 227V226H167ZM32 228V227H31ZM120 229L121 232H123V235L121 236V234L117 235L116 232H118V229ZM131 228V227H129ZM230 228V227H229ZM95 231H94V230ZM101 229V228H100ZM221 230L222 232H224V235H217L220 239H218L219 241H216L213 239L215 237H213L214 233L217 230ZM74 230V229H73ZM76 230V232H77ZM94 232H93V231ZM129 231L128 228L125 229V231ZM261 230V231H262ZM98 231V230H97ZM126 231V232H127ZM225 231H227L225 233ZM260 231V232H261ZM36 232V231H35ZM90 232V233H91ZM34 233V232H33ZM75 233V232H74ZM114 233V234H113ZM221 233V232H220ZM35 234V233H34ZM98 235H100V232L97 233ZM95 234V235H97ZM104 234V236H105ZM154 234V233H153ZM222 234V233H221ZM90 235V234H89ZM87 235V237H90ZM92 235V234H91ZM95 235L93 234V238L95 237ZM97 235V236H98ZM155 235V234H154ZM260 235V236H259ZM36 236V235H35ZM60 236V237H59ZM62 236V237H61ZM74 236V235H72ZM72 236L70 234H68V238L66 237V239H69V237L72 238ZM81 236V235H80ZM83 236V235H82ZM85 236V235H84ZM83 236V237H84ZM101 236V235H100ZM110 236V237H109ZM117 236H121L118 239H115V237L117 238ZM146 236V235H145ZM153 236V235H152ZM65 237V236H64ZM79 237V236H78ZM103 237V236H102ZM109 237V238H108ZM149 237L146 236L145 239ZM62 238V239H61ZM70 238V239H71ZM100 238V237H99ZM105 238V237H103ZM101 238V239H103ZM123 238V237H122ZM123 238V239H124ZM127 238V239H126ZM152 238V237H151ZM150 238V239H151ZM10 239V241H9ZM78 239V238H77ZM81 239V238H80ZM83 239V238H82ZM96 239V237H95ZM98 239V238H97ZM100 239V240H101ZM122 239V240H123ZM137 239V240H136ZM181 239V240H180ZM73 240V239H72ZM94 240V239H93ZM134 240L138 241L135 242ZM144 240V239H143ZM153 238L151 239L152 242ZM168 240L169 244H168ZM183 240V242L186 243V241ZM197 240V241H198ZM19 241V240H18ZM26 241V243H25ZM61 241V242H62ZM68 241V240H67ZM71 241V240H70ZM68 241V242H70ZM75 241V240H74ZM73 241V242H74ZM80 241V240H79ZM98 241V240H97ZM104 241V239H103ZM105 241H107L105 239ZM142 241V240H141ZM176 241V240H174ZM172 242L175 245V242ZM189 241V240H188ZM196 241V242H197ZM20 242V241H19ZM52 242V241H50ZM49 242V243H50ZM57 242H55L57 244ZM60 242V241H59ZM117 243V241H115ZM122 243V241H120ZM176 242V243H177ZM192 242V241H190ZM25 243V244H24ZM54 243V244H55ZM67 243L66 240H64L65 244ZM75 243V242H74ZM72 243V245L74 244ZM104 243V242H103ZM107 243V242H105ZM114 243V242H113ZM184 243V244H185ZM195 243V242H194ZM220 243V244H217ZM21 244V243H20ZM51 244V243H50ZM49 244V245H50ZM54 244H51L54 246ZM60 244V243H59ZM102 244V243H101ZM107 244V245H108ZM118 244V243H117ZM115 244V245H117ZM188 244V243H187ZM50 245V249H52V246ZM67 245V244H66ZM148 245V244H147ZM154 245V244H153ZM182 245V244H181ZM208 243H207V248L208 247ZM62 246V245H60ZM125 246V248H124ZM145 246V245H144ZM178 246V245H177ZM200 246V245H199ZM205 246V245H204ZM48 247V244H47ZM58 247V246H57ZM111 247V246H110ZM108 247V248H110ZM149 247V246H148ZM155 247V246H153ZM158 247V248H160ZM171 247V246H170ZM167 247V248H170ZM198 247V246H197ZM49 248V247H48ZM56 248V247H55ZM166 248V247H165ZM175 248V247H173ZM190 248V247H189ZM206 248V249H207ZM213 248V247H212ZM49 249V251H50ZM54 249V248H53ZM58 249V248H57ZM62 249V248H61ZM60 249V250H61ZM116 250V248H113L112 250ZM120 249V248H118ZM117 249V250H118ZM154 250V248H152ZM171 249V248H170ZM187 249V248H186ZM194 249V248H193ZM200 249V248H199ZM199 249L195 250V252L199 251ZM215 248H213L212 250L214 251ZM47 250V248H46ZM65 250V249H63ZM111 250V251H112ZM116 250V251H117ZM120 250V251H122ZM162 250V249H161ZM166 250V249H163ZM180 250V248H179ZM48 251V252H49ZM56 251V250H55ZM75 251V250H74ZM109 251V250H108ZM159 251V250H158ZM189 251V250H188ZM193 251V250H192ZM207 251V250H205ZM211 251V250H210ZM209 251V253H210ZM261 251V252H259ZM123 252V253H124ZM179 252V251H178ZM194 252V251H193ZM192 252V253H193ZM202 252V251H201ZM200 252V253H201ZM208 252V251H207ZM206 252V255H208ZM216 252V251H215ZM257 252H259V255L257 254ZM118 253V252H117ZM116 253V254H117ZM121 253V252H120ZM120 253L118 254V256H120ZM159 253V252H158ZM163 253V251H162ZM167 253V252H166ZM182 253V252H181ZM185 255H183L184 253H182L183 257L179 260L176 259L178 262H176V264H206V259H202L199 257H196V254H187V252L185 251ZM213 253V252H211ZM41 255L42 259H38V255ZM50 254V253H47ZM122 254V253H121ZM39 255V256H40ZM46 255V254H45ZM74 255V254H73ZM114 255V254H113ZM122 255V256H123ZM203 255V254H202ZM205 255V254H204ZM203 255V256H204ZM210 255V254H209ZM218 255V257H217ZM112 256V255H111ZM117 256V257H118ZM121 256V257H122ZM146 256V255H145ZM156 256V255H154ZM159 256V255H158ZM51 257V256H50ZM49 257V258H50ZM59 257V256H58ZM115 256V258L113 260H115L117 258ZM149 257V256H148ZM152 257V256H150ZM46 257H44L45 259ZM68 258V257H67ZM109 258V257H107ZM120 257H118L119 260ZM142 260H144V257ZM153 258V257H152ZM151 258V259H152ZM215 258V259H216ZM260 258H262V260L260 261ZM55 259V258H54ZM111 259V258H110ZM147 259V258H146ZM145 259V261H146ZM149 259V258H148ZM53 260V259H52ZM87 260V259H86ZM112 260V259H111ZM117 260V259H116ZM117 260V261H118ZM140 260V258H139ZM141 260V261H142ZM150 260V259H149ZM209 260V259H208ZM38 261V262H39ZM49 261V260H48ZM117 261H115L114 263H117ZM122 261H124L122 259ZM134 262L138 261L137 259L133 260ZM141 261H138L141 263ZM152 261V260H151ZM155 261V259H154ZM35 262V263H36ZM41 262V261H40ZM38 264H41V263ZM46 261H44L42 264H45ZM50 262V261H49ZM104 262V260L102 261ZM132 260L126 264L131 263ZM137 262V263H138ZM210 262V263H211ZM34 263V264H35ZM48 263V262H47ZM106 263H108V261H106ZM111 264L113 263L110 262ZM124 263V262H123ZM122 262H118V264H123ZM146 263V262H145ZM149 263V262H147ZM209 263V261H208ZM207 263V264H208ZM37 264V263H36ZM77 264V263H76ZM105 264V263H104ZM109 264V263H108ZM132 264V263H131ZM134 264V263H133ZM142 264V263H141ZM160 264V263H159Z\"/></svg>",
	"mask_w": 264,
	"mask_h": 264
}]
</instances>
